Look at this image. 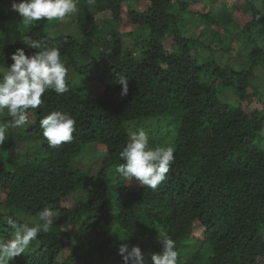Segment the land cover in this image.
<instances>
[{
  "label": "trees",
  "instance_id": "16d2710c",
  "mask_svg": "<svg viewBox=\"0 0 264 264\" xmlns=\"http://www.w3.org/2000/svg\"><path fill=\"white\" fill-rule=\"evenodd\" d=\"M130 1L78 0V41L65 33L49 39L47 20L25 28L12 0H0V65L10 66L17 48L35 53L21 42L29 36L58 47L86 86L67 80V93L47 91L23 129H8L0 143V209L33 220L45 207L54 213L19 264H123L124 243L140 246L152 264L162 253L158 231L175 241L177 264H264V99L255 86L256 69L264 70L255 37L264 32V0H235L250 15L238 43L222 0H137L136 9ZM145 29L127 49L125 38ZM243 44L249 56L239 67L220 64L223 52L234 63ZM121 75L129 79L126 96ZM52 111L76 121L73 139L56 149L39 125ZM139 127L149 147L174 148L175 163L155 190L113 175L129 131ZM92 144L105 150L93 174L78 167L95 165L82 154ZM78 191L87 195L75 197ZM10 234L0 224V238Z\"/></svg>",
  "mask_w": 264,
  "mask_h": 264
},
{
  "label": "clouds",
  "instance_id": "9594fccd",
  "mask_svg": "<svg viewBox=\"0 0 264 264\" xmlns=\"http://www.w3.org/2000/svg\"><path fill=\"white\" fill-rule=\"evenodd\" d=\"M11 8L28 28L41 20L63 22L78 12V0H12ZM47 35L49 39L55 38L51 29ZM21 42L37 51L29 54L25 48H17L11 54V65L0 68V114L6 113L10 118L0 124V143L5 141L8 129H23L29 122V110L40 107L47 91L57 94L69 91L68 69L61 59L60 49L43 46L42 41L29 36H23ZM118 84L122 86L121 96H126L129 79L121 75ZM75 124L71 114L63 111H52L39 121L51 149L73 139ZM149 143V135L143 127L129 131L128 141L119 153L122 163L114 168L113 175L123 178L127 184L135 181L153 190L166 181L176 159L174 148L171 144L149 147ZM53 215V210L48 207L40 210L35 220L19 213L8 215L0 209V224H6L11 230L7 238H0V264H15L17 257L25 255L39 234L50 230ZM158 240L162 253L152 255V264H177L178 252L172 237L167 232L158 231ZM118 251L123 264H145L138 245L124 243Z\"/></svg>",
  "mask_w": 264,
  "mask_h": 264
},
{
  "label": "rangeland",
  "instance_id": "374dc122",
  "mask_svg": "<svg viewBox=\"0 0 264 264\" xmlns=\"http://www.w3.org/2000/svg\"><path fill=\"white\" fill-rule=\"evenodd\" d=\"M223 2H225V8H227V12H232L233 11V17H226L225 18V23L227 24V26H230L232 27V33L233 35L230 36V38H232V36H234L235 38V41L238 43L239 41L240 42H244L243 41V37H242V33H241V28L244 27V25H246L248 23V21L250 20L249 18V13L248 12H241V9L239 8L238 10H236L234 8V3H235V0H222ZM241 3H243V1H240ZM256 4L259 6V8L261 9L263 6L261 4H259V1L256 2ZM129 5L130 7H133L134 9H136V7L138 6V1L137 0H131L129 2ZM137 5V6H136ZM242 5V4H240ZM174 9L178 8L177 5H174L173 6ZM243 8V6H242ZM138 9H140L138 7ZM263 14H264V10H263ZM188 15V14H187ZM77 15H72V16H69L68 18H66L63 22H52L51 23V26L49 27L54 33H55V37L58 36L59 34L61 33H65V34H68V35H71L75 38V40H78V41H82L84 38H83V35L80 33L79 29H78V25L75 20V17ZM182 16V15H181ZM228 16V15H226ZM183 17V16H182ZM185 19V17H183ZM223 18V17H222ZM222 21V19L220 20V22ZM112 23V22H111ZM110 24L109 22V19L106 17L104 19V25H108ZM111 27V25L109 26V28ZM108 28V27H107ZM49 29V30H50ZM222 30V29H221ZM188 34V32H186ZM144 35H148V29H145L144 31V34L143 36L141 35V33L139 32H134L133 34H131L129 37L125 38L124 40V45L125 47L128 49L127 45H130V46H134V43H137L141 37H144ZM256 38H258L260 40V43H261V46L264 47V32L261 31V33H259V35H255ZM229 38V36H228ZM207 40L208 41H211L209 38H208V35H207ZM137 41V42H136ZM229 42V41H228ZM201 47H203V44L201 45ZM241 47H244V48H247L245 47V45H241L239 46V49ZM208 51V49H203V52H206ZM223 55H220V57L222 59H220V64L221 65H232V66H237L239 67V62L242 61V60H245V59H248V56H249V50L248 48L241 52L237 58H234L233 62L234 63H230V59H229V55L226 54V53H222ZM62 61L65 62L66 64V67L68 69V74H67V80L69 82H71L72 84H74L75 86H83L84 88H86L85 84L82 83L81 79H83V77H85V75H83V77H77V73H76V70L75 68L73 67L72 64H70V66L67 65L66 61H70L71 59L70 58H64V57H61ZM80 65L85 63L83 60L79 61L78 62ZM88 63V61H87ZM0 68H6V67H3L0 65ZM256 83H255V86L257 87L258 91L261 92L262 95H260L263 99H264V70L263 69H259L257 68L256 69ZM257 91V92H258ZM221 91L222 94H225V98L228 100V99H232L234 98L235 96V93L233 91ZM250 112V111H249ZM0 117H7L6 113L4 114H0ZM263 134H264V130L261 131ZM38 145V144H37ZM21 147V148H20ZM20 151H24L25 148H23V143L19 144L17 146V150ZM34 148H32L31 150H33ZM35 150V149H34ZM84 156V161H88L89 159L93 160V159H96L94 160L95 161V165L94 166H90L87 164H82V163H79L78 164V167L82 170H86L90 173H96L98 171V163L97 161L99 160V156L101 155V158L104 156L105 154V150L102 148H98L95 144H92V145H89V146H85L84 149H83V153H82ZM87 194L83 191H78L75 193V197H85ZM81 200L78 199L77 202ZM76 202V203H77ZM28 217V216H27ZM31 218V217H30ZM66 225H63V228H65ZM66 231H68L69 233H75L76 231V227L74 229H65ZM71 233V234H72ZM76 238H74V242L72 245H76L78 243ZM32 247L31 249L26 252L25 255H22L21 257H17L16 260H15V264H19V262H22L27 256L28 254H30L32 252Z\"/></svg>",
  "mask_w": 264,
  "mask_h": 264
}]
</instances>
